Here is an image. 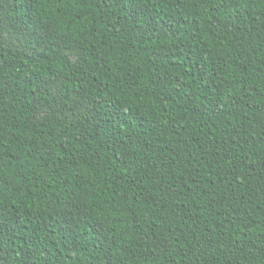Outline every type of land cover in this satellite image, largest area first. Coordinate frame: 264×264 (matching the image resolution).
Listing matches in <instances>:
<instances>
[{"label": "trees", "instance_id": "trees-1", "mask_svg": "<svg viewBox=\"0 0 264 264\" xmlns=\"http://www.w3.org/2000/svg\"><path fill=\"white\" fill-rule=\"evenodd\" d=\"M0 15V264H264V0Z\"/></svg>", "mask_w": 264, "mask_h": 264}, {"label": "rangeland", "instance_id": "rangeland-1", "mask_svg": "<svg viewBox=\"0 0 264 264\" xmlns=\"http://www.w3.org/2000/svg\"><path fill=\"white\" fill-rule=\"evenodd\" d=\"M1 18L3 17L0 15V20ZM27 30H28L27 34L19 33L17 36L14 37L9 36L7 33L4 32L2 33L1 37L3 40L12 43L15 46H18L25 50H31V41L34 40L36 37L40 35L44 36L45 34L44 31L39 29V27L35 24H31L27 28ZM62 51L72 61H75L79 56L78 50L76 48L73 49L62 48Z\"/></svg>", "mask_w": 264, "mask_h": 264}]
</instances>
